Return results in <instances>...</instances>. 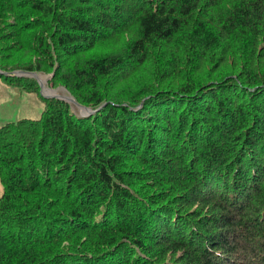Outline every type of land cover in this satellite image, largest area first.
Returning a JSON list of instances; mask_svg holds the SVG:
<instances>
[{
  "label": "trees",
  "instance_id": "16d2710c",
  "mask_svg": "<svg viewBox=\"0 0 264 264\" xmlns=\"http://www.w3.org/2000/svg\"><path fill=\"white\" fill-rule=\"evenodd\" d=\"M0 80V264H264V0H0Z\"/></svg>",
  "mask_w": 264,
  "mask_h": 264
},
{
  "label": "rangeland",
  "instance_id": "374dc122",
  "mask_svg": "<svg viewBox=\"0 0 264 264\" xmlns=\"http://www.w3.org/2000/svg\"><path fill=\"white\" fill-rule=\"evenodd\" d=\"M109 43H111V42H109ZM102 49H104V48H102ZM236 59L238 60V58H236ZM72 60H75V58H73ZM227 64H229V63H227ZM231 68L232 67L228 66L229 70H227V73H229L231 71ZM20 72H24V71H21V70L15 71V73L18 76H20L18 74ZM28 72H33V73L37 74L38 79L36 77L27 76V75H25L24 77H31L32 79H34L36 81V83L39 87V94L41 96H43L41 94L42 90H43V93L45 95H48L46 93V91L44 90L43 84H45L46 89L52 90V91L53 90L58 91L57 93L59 94V96H61L62 94H65V95H67V97H70V98H73L74 100H76L63 85H56V86L52 85V83L50 82L49 79L52 77L53 72H50V73H45L43 71H28ZM39 77H42L45 81L44 83H42L43 88L41 87V84H40L41 81H40ZM43 97H45V96H43ZM45 98H53V97H45ZM67 103L70 105L71 111L78 116H83L82 115V114H84L83 112L87 111V109H84L82 107L78 108L73 103H70V102H67ZM82 106H84V105H82ZM100 106H102V105H100ZM84 107H87L88 109L95 110V111L98 108H100V107H98L97 109H92L88 106H84ZM82 109H84V110H82ZM42 110H43V104L40 100V97L35 92L26 91L25 89L20 88V87L6 85L5 83H3L0 80V125H2L5 122H8V121H16V120H19V119L25 118V117H30V118L39 117ZM129 167H131V166H129ZM2 193H3V185L0 181V197H1ZM192 206L196 207L197 204H194ZM165 257L166 258H174L172 255H168Z\"/></svg>",
  "mask_w": 264,
  "mask_h": 264
},
{
  "label": "water",
  "instance_id": "95a60500",
  "mask_svg": "<svg viewBox=\"0 0 264 264\" xmlns=\"http://www.w3.org/2000/svg\"><path fill=\"white\" fill-rule=\"evenodd\" d=\"M23 73H24V75L33 74V72H23ZM33 77H34V76H33ZM40 84H41V83H40ZM41 87H42V84H41ZM41 94H42L43 96H45V97L58 98V99H61V100H63V101H66V102L73 103V104L76 105L78 108H79V107H83V108L87 109V112L84 113V114H82L83 116H89V115H91L92 113L95 112V110H90V109H88L87 107H84V106L80 105V104H79L76 100H74L73 98L65 97V96H53V95H52V96H48V95L43 94L42 91H41Z\"/></svg>",
  "mask_w": 264,
  "mask_h": 264
},
{
  "label": "bare ground",
  "instance_id": "6f19581e",
  "mask_svg": "<svg viewBox=\"0 0 264 264\" xmlns=\"http://www.w3.org/2000/svg\"><path fill=\"white\" fill-rule=\"evenodd\" d=\"M20 76H25L24 75V73L23 72H20V73H18ZM27 76H34V77H36L37 78V74L36 73H33V74H28ZM40 78V83L42 84V83H44L45 81H44V79L42 78V77H39ZM38 79V78H37ZM44 85V90L46 91V93L48 94V96H51V95H53V96H59V94L57 93L58 91H56V90H48V89H46V86H45V84H43ZM43 85H42V88H43ZM42 93H43V90H42ZM44 94V93H43ZM61 96H65V97H67V95H65V94H62ZM83 108V107H82ZM85 109V108H84ZM84 109H82V110H84ZM87 111H85V112H83V113H86ZM157 261V260H156Z\"/></svg>",
  "mask_w": 264,
  "mask_h": 264
}]
</instances>
